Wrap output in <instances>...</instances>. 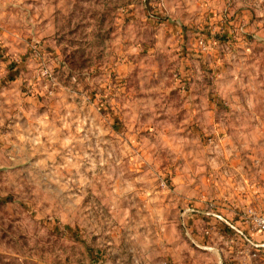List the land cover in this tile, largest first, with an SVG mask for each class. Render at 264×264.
I'll return each instance as SVG.
<instances>
[{"label": "rangeland", "instance_id": "1", "mask_svg": "<svg viewBox=\"0 0 264 264\" xmlns=\"http://www.w3.org/2000/svg\"><path fill=\"white\" fill-rule=\"evenodd\" d=\"M264 0H0V264H264Z\"/></svg>", "mask_w": 264, "mask_h": 264}, {"label": "built area", "instance_id": "2", "mask_svg": "<svg viewBox=\"0 0 264 264\" xmlns=\"http://www.w3.org/2000/svg\"><path fill=\"white\" fill-rule=\"evenodd\" d=\"M245 224L252 230L264 232V214L257 215L255 212L250 211L245 218Z\"/></svg>", "mask_w": 264, "mask_h": 264}]
</instances>
